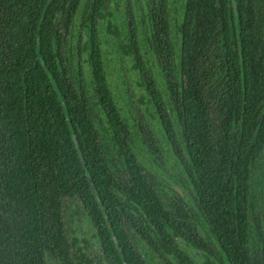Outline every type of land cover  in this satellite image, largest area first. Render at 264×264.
Listing matches in <instances>:
<instances>
[{
  "label": "trees",
  "instance_id": "16d2710c",
  "mask_svg": "<svg viewBox=\"0 0 264 264\" xmlns=\"http://www.w3.org/2000/svg\"><path fill=\"white\" fill-rule=\"evenodd\" d=\"M182 1L124 26L136 120L108 0H0V264H264V0Z\"/></svg>",
  "mask_w": 264,
  "mask_h": 264
},
{
  "label": "rangeland",
  "instance_id": "374dc122",
  "mask_svg": "<svg viewBox=\"0 0 264 264\" xmlns=\"http://www.w3.org/2000/svg\"><path fill=\"white\" fill-rule=\"evenodd\" d=\"M165 3V8L170 16L171 20H176L179 18V14L182 13L183 1L182 0H162ZM160 0H108L105 6V11L112 15L110 22L114 27L111 28L112 36L119 35L118 39L112 38L111 34L105 31V27L102 26L98 29L99 39L101 41L102 50L105 54V66L108 74V80L110 85L115 88L114 94H117L121 100H128L129 112L132 117L136 120H140L142 114L143 106L136 103V95L140 93V88H136L135 82L138 78L134 75V72L130 69L131 61L129 59L119 58L115 51L121 45L124 44V35L126 33L124 26L126 22L132 17L135 24L140 27L143 23L147 22V17L149 12L153 9L152 4L158 5ZM103 24V23H102ZM106 24V21H105ZM123 29V30H122ZM116 44L114 45L113 43ZM122 82L127 89V96H125V91L123 89ZM114 90V89H113ZM119 105H120V100ZM121 107L125 109V105L121 102ZM171 178L175 175L170 174ZM256 176V175H254ZM177 192L182 193V191L175 187ZM255 207L260 214H263L264 207L259 203V199L255 200ZM78 219H81L79 217ZM81 224V221L77 224Z\"/></svg>",
  "mask_w": 264,
  "mask_h": 264
},
{
  "label": "water",
  "instance_id": "95a60500",
  "mask_svg": "<svg viewBox=\"0 0 264 264\" xmlns=\"http://www.w3.org/2000/svg\"><path fill=\"white\" fill-rule=\"evenodd\" d=\"M72 140H73V142H74V138L72 137ZM74 144H75V142H74ZM75 146H76V144H75Z\"/></svg>",
  "mask_w": 264,
  "mask_h": 264
}]
</instances>
